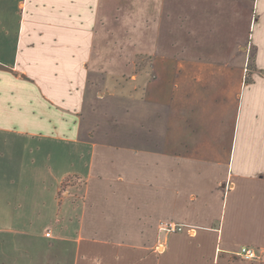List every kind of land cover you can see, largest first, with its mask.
Returning a JSON list of instances; mask_svg holds the SVG:
<instances>
[{"label":"crops","instance_id":"obj_1","mask_svg":"<svg viewBox=\"0 0 264 264\" xmlns=\"http://www.w3.org/2000/svg\"><path fill=\"white\" fill-rule=\"evenodd\" d=\"M201 1L188 14L178 0H141L140 30L124 12L139 0H0V148L32 139L83 151L79 201L43 234L57 264H258L235 253L264 251V0ZM235 3L258 10L247 44ZM108 88L127 116L117 137L93 139L87 105ZM9 175L0 155L4 228ZM167 222L195 232L167 234Z\"/></svg>","mask_w":264,"mask_h":264},{"label":"rangeland","instance_id":"obj_2","mask_svg":"<svg viewBox=\"0 0 264 264\" xmlns=\"http://www.w3.org/2000/svg\"><path fill=\"white\" fill-rule=\"evenodd\" d=\"M143 1L145 2V0ZM178 1L182 4V10L188 14L192 13L193 10L196 11L195 14H198L201 8L198 10L196 6L199 7V4L203 3L201 0ZM146 10V4L139 0L133 8H128L124 12L128 15H138L141 20L138 27L141 30L145 27ZM156 10L157 8H153L151 11L156 12ZM238 16L240 17L238 18ZM257 16H259L257 8L252 10L247 4L235 3V32L237 34L238 28L236 29V26L244 27L240 33L241 40H245L246 44L249 35L247 19ZM122 17L121 23L123 25L119 31L122 41L129 42L134 31L129 26L126 27V20L124 19L126 15H122ZM155 23L153 25L155 28L151 30L154 38L158 31L157 24L159 22ZM174 25L178 27L180 23H174ZM254 32V29L250 30V44ZM108 41L110 46H115L113 39ZM201 41L205 43L206 40ZM212 43L213 40H211ZM254 53V49L251 48L250 64L251 62L253 64ZM99 95L103 96L100 100H95L87 105L84 118L85 134L91 132L90 135L93 139L115 138L117 137L115 134L116 122L120 123V117H126V112L125 110L120 111V103L116 99L117 96L114 95L113 88L102 90ZM118 110L120 112L118 114L119 120L116 118ZM16 143L10 141L7 146L2 144L1 146L6 148L5 153L0 148V155H6V173L10 174V182H6V228L0 224V264H44L41 262L42 259L47 261L46 264H57L56 250L54 248L45 250L49 241L43 238V234L47 230L50 232L47 227L50 224L49 218L52 213H56L63 205L66 206L69 203L76 206L75 204L79 201L77 197L80 195V189L78 188L82 187L83 182L76 171L80 167L79 165L85 164L79 162L77 156H83V151L71 144L52 143L43 140L27 139V141L21 142L19 140ZM25 161L27 165L36 161L37 170L41 173L39 178L34 164L31 163L32 167L27 166L26 168L22 164ZM22 169L25 170L23 175H26V178L24 177L20 182L19 175ZM34 177L37 179L36 181ZM40 179H42L41 188L38 184ZM20 217L26 218V223L18 225ZM6 256H10L9 262H6ZM15 258L18 260L13 261ZM19 258L24 261L21 262ZM68 258L70 260V256Z\"/></svg>","mask_w":264,"mask_h":264},{"label":"built area","instance_id":"obj_3","mask_svg":"<svg viewBox=\"0 0 264 264\" xmlns=\"http://www.w3.org/2000/svg\"><path fill=\"white\" fill-rule=\"evenodd\" d=\"M245 73H248V70L246 69ZM160 230L162 232H165L167 234H174V233H184L188 232L190 234L195 232V229L184 225V224H177L174 222H167L163 223L160 227ZM46 236L50 237L51 232H47ZM235 256L237 258H240L246 262L250 263H263L264 262V251L261 249L254 247V246H242L240 247L237 252L235 253Z\"/></svg>","mask_w":264,"mask_h":264}]
</instances>
